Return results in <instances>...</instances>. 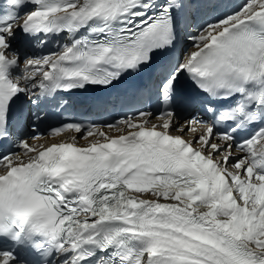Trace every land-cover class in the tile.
I'll return each mask as SVG.
<instances>
[{"label": "snow or ice", "instance_id": "1", "mask_svg": "<svg viewBox=\"0 0 264 264\" xmlns=\"http://www.w3.org/2000/svg\"><path fill=\"white\" fill-rule=\"evenodd\" d=\"M202 7L0 0V264H264V0L187 25L173 56ZM158 62L161 109L40 130L54 94Z\"/></svg>", "mask_w": 264, "mask_h": 264}, {"label": "bare ground", "instance_id": "2", "mask_svg": "<svg viewBox=\"0 0 264 264\" xmlns=\"http://www.w3.org/2000/svg\"><path fill=\"white\" fill-rule=\"evenodd\" d=\"M234 0H202V2H206L210 5H215L216 8H214L211 11L212 7H202L199 10H197L195 8V17L198 18L199 23L203 22L204 20H209V18L211 16H214L215 12L219 13L221 12V10H223L225 7H231V4ZM238 2L239 5H241L242 3H244V0H235ZM190 47V44L188 42H186V45L184 46V49ZM179 57H181V48L178 51ZM152 123H156L157 121L153 118L151 120ZM183 122V121H182ZM104 131L108 132L109 135H114V134H118L115 132V130H110V129H104ZM173 134H179V133H173ZM185 136V138H191L192 133H184L183 134ZM71 136H76L78 143L83 144L84 141L83 139H81L80 135L78 133L75 132H67V133H63L61 134V136L56 137V138H49V137H45L44 140L40 141V142H52L53 140H65ZM96 137H90L89 139H95Z\"/></svg>", "mask_w": 264, "mask_h": 264}]
</instances>
